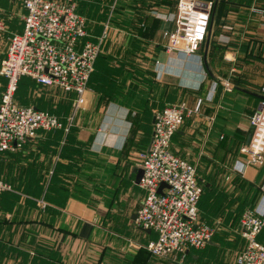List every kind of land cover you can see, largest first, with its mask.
Segmentation results:
<instances>
[{"label":"crops","instance_id":"0c3cea01","mask_svg":"<svg viewBox=\"0 0 264 264\" xmlns=\"http://www.w3.org/2000/svg\"><path fill=\"white\" fill-rule=\"evenodd\" d=\"M10 1L21 18L11 35L21 32L24 9ZM176 4L77 0L84 40L96 41L106 24L108 38L71 124L75 94L68 92L67 116L40 107L63 127L38 130L19 148L0 151V178L12 186L0 195V264H238L240 217L263 196L264 163L243 173L235 167L250 138L249 117L264 98V0H213L194 55L166 50L163 33L173 29ZM198 98L201 106L185 115L171 149L195 166L203 188L199 219L217 228L203 248L166 257L147 256L145 248L129 254L131 231L140 245L156 238L132 219L144 195L135 183L134 153L148 147L155 111L180 101L193 108ZM114 206L117 221L110 226ZM120 223L132 229L120 234ZM257 240L264 245V226ZM121 242L123 255L113 251Z\"/></svg>","mask_w":264,"mask_h":264},{"label":"built area","instance_id":"2783aa9c","mask_svg":"<svg viewBox=\"0 0 264 264\" xmlns=\"http://www.w3.org/2000/svg\"><path fill=\"white\" fill-rule=\"evenodd\" d=\"M17 1L24 9L22 30L10 35L0 60V74L6 80L0 97V151L19 148L37 136L38 130L63 127L55 114L17 101L15 93L22 77H30L46 88L73 92L72 112L67 120L71 124L83 104L89 77L110 29L106 24L96 41L84 40L86 19L77 12L76 0ZM212 8L213 0H177L176 11L169 18L173 29L163 33L166 50L196 54L206 38ZM4 29L0 7V31ZM222 85L225 91L232 86L228 80ZM201 103L198 98L190 108L186 101H180L155 111L148 147L134 153L136 165L143 170L139 185L144 192L135 223L156 233V238L144 245L154 257H166L188 247L203 248L217 228L199 219L197 204L203 188L195 166L171 149L172 136L185 115L197 111ZM249 123L250 138L240 146L236 161L235 169L240 173L247 166L264 163V98L250 115ZM162 183L165 186L159 191ZM11 190V184L0 178V195ZM261 191L258 205L244 210L239 220L244 245L236 256L238 264H264V245L257 240L264 226V184Z\"/></svg>","mask_w":264,"mask_h":264},{"label":"rangeland","instance_id":"374dc122","mask_svg":"<svg viewBox=\"0 0 264 264\" xmlns=\"http://www.w3.org/2000/svg\"><path fill=\"white\" fill-rule=\"evenodd\" d=\"M1 6L3 9V17H4V23H5V29L0 31V59L7 47L8 44V40L10 37V33L13 31H17L19 30V26H20V21L21 18L19 16V11H18V7L16 4H13L11 6V1L9 0H1ZM20 82V81H19ZM5 83L6 80L5 78L0 74V97L2 92L4 91L5 88ZM26 86V89L23 88L22 90H24L25 92L22 94L21 93V88ZM28 89V90H27ZM29 91V94L31 92V94H27L26 92ZM16 98L25 103V104H35L41 108H46V109H50L53 110L55 112H57L58 114H62L64 116V114L66 113L67 116V93L59 90V89H55V88H44L41 86H38L37 84L34 83V81L30 78H24L22 79V81L20 83H18L17 85V90H16ZM71 108V106H70ZM3 179V178H2ZM116 207L114 206V210L110 212V219L108 218V223L110 226L113 225V221H117L116 220V214L117 211L115 210ZM121 224V223H120ZM114 226L116 227V224H114ZM131 224L127 226H125L124 224H121L119 227V233L126 235V232H129L132 229ZM128 229V231H127ZM134 232L128 235V245H123V243L121 242L120 244V249L118 250H113L117 253H120L121 255H123L124 251H123V247L125 246L126 250L129 251V254L131 253L132 250L136 249H141V248H145L144 245H140V242L137 240L136 235L134 236ZM132 242V243H129ZM139 243V244H138ZM146 244V243H145ZM130 245V246H129ZM135 245V246H134ZM115 247V245L113 244V248Z\"/></svg>","mask_w":264,"mask_h":264},{"label":"water","instance_id":"95a60500","mask_svg":"<svg viewBox=\"0 0 264 264\" xmlns=\"http://www.w3.org/2000/svg\"><path fill=\"white\" fill-rule=\"evenodd\" d=\"M248 140H249V137H248ZM248 140H247V142H248ZM247 142H246V143H247ZM133 172L135 173V183L139 184L140 179H141L142 174H143V170H142L141 168H137V167H135V168L133 169ZM164 186H165V184L162 183V184L160 185V187H159V191H160V190L162 189V187H164ZM135 218H136V214H133V215H132V219L135 220ZM147 230H149V229H147Z\"/></svg>","mask_w":264,"mask_h":264},{"label":"trees","instance_id":"16d2710c","mask_svg":"<svg viewBox=\"0 0 264 264\" xmlns=\"http://www.w3.org/2000/svg\"><path fill=\"white\" fill-rule=\"evenodd\" d=\"M76 6H77V0H76ZM98 56H99V55H98ZM98 56H97V58H98ZM97 58H96V60H97ZM95 62H96V61H95ZM24 78H30V77H22V78L20 79V82H21L22 79H24ZM30 79H31V78H30ZM32 80H33V79H32ZM33 81H34V80H33ZM20 82H18V83H20ZM34 83L37 84L38 86L44 87V86H42L41 84L37 83L36 81H34ZM23 88L26 89V86H24V87L21 88V93H22V94L25 92V91H24L25 89L22 90ZM44 88H46V87H44ZM27 90H28V89H27ZM27 90H26V91H27ZM26 93L29 94V91H27ZM30 94H31V92H30ZM30 94H29V95H30ZM15 97H16V95H15ZM16 99H17V98H16ZM17 101H18L19 103H23V102L19 101L18 99H17ZM34 107H36L37 109H40V107H37V106H34ZM43 131H44V130H43ZM146 251H147V250H146ZM147 253H148L147 256L150 255L148 251H147ZM150 256H152V255H150Z\"/></svg>","mask_w":264,"mask_h":264}]
</instances>
